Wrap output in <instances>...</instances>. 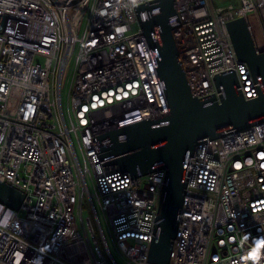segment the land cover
<instances>
[{
    "label": "built area",
    "instance_id": "2783aa9c",
    "mask_svg": "<svg viewBox=\"0 0 264 264\" xmlns=\"http://www.w3.org/2000/svg\"><path fill=\"white\" fill-rule=\"evenodd\" d=\"M154 1L0 0V182L25 194L19 210L0 203V264H151L166 171L134 177L108 166L110 142L99 137L170 113L136 10ZM219 1L175 0L173 38L190 89L219 99L215 76L234 71L244 98L256 99L228 25L243 18L264 52V0ZM152 15L161 10L143 17ZM186 183L169 264H264V123L199 141ZM87 199L101 240L82 215Z\"/></svg>",
    "mask_w": 264,
    "mask_h": 264
},
{
    "label": "water",
    "instance_id": "95a60500",
    "mask_svg": "<svg viewBox=\"0 0 264 264\" xmlns=\"http://www.w3.org/2000/svg\"><path fill=\"white\" fill-rule=\"evenodd\" d=\"M160 9L161 15L145 19L143 14ZM143 35L149 45L170 113L158 120H145L99 137L101 160L118 166L134 177L166 171L162 206L157 217L149 262L169 264L173 241L178 230V213L186 194V170L199 141L215 140L229 131H246L264 123V52L254 46L246 21L241 18L228 25L231 40L240 61L247 63L259 84V96L246 100L239 90L234 71L214 78L219 99L196 98L189 86L173 38L172 19L175 0H156L136 8ZM6 16L0 13V32ZM158 35V36H157ZM159 37V39H158ZM25 194L0 182V203L19 210Z\"/></svg>",
    "mask_w": 264,
    "mask_h": 264
},
{
    "label": "rangeland",
    "instance_id": "374dc122",
    "mask_svg": "<svg viewBox=\"0 0 264 264\" xmlns=\"http://www.w3.org/2000/svg\"><path fill=\"white\" fill-rule=\"evenodd\" d=\"M230 1H233V0H221L219 1L217 4H215V6H224V5H227ZM72 76H73V67H72V64H70L66 70V75H65V82H64V87H63V93H64V98H63V102L64 104L67 102V95H68V91H69V86H70V83H71V80H72ZM20 102H21V93L16 91V90H13L12 93H11V96H10V99H9V104H8V113L14 117L16 114H17V110H18V107L20 105ZM89 187L90 189H92V183H91V180L89 181ZM89 201L88 199L85 200V204H84V211H83V217L85 219L87 218H91L92 221H93V224L95 226V229L97 231V234L99 236V239L101 240L100 238V234H99V229H98V226L96 224V221H95V217L93 215V213L91 212V210H89ZM26 213L25 211H21L19 213V216L20 217H25ZM98 215H99V218H100V222H101V225H102V228H103V231H104V235L107 239V242L109 244V247L113 253V255L118 259L119 262L122 263L121 259L119 258V255L115 249V246H114V243H113V240H112V237H111V234L109 232V227L101 213L100 210H98ZM79 216H78V230L84 234V229H83V226L79 220ZM88 227V226H87ZM123 248L126 250L128 248V245L127 244H123Z\"/></svg>",
    "mask_w": 264,
    "mask_h": 264
}]
</instances>
